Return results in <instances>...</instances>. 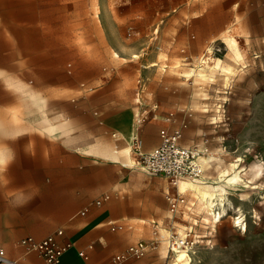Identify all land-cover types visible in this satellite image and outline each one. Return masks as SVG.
Listing matches in <instances>:
<instances>
[{
	"label": "rangeland",
	"instance_id": "obj_1",
	"mask_svg": "<svg viewBox=\"0 0 264 264\" xmlns=\"http://www.w3.org/2000/svg\"><path fill=\"white\" fill-rule=\"evenodd\" d=\"M230 38L239 49L236 62ZM232 62L231 71L223 69ZM216 64L210 80L197 77ZM136 116L145 121L137 126ZM182 123L179 145L214 160L204 182L237 157L250 179L259 168L254 189L245 190L249 198L239 202L229 193L235 209L216 226L187 193V214L172 218L165 194L177 188L142 171L135 155L130 135L148 151L159 143L160 128ZM17 133L39 142L41 156L0 155L7 202L0 203V247L62 228L76 243L94 241L95 264L110 258L101 259L105 250L113 254L137 240L155 244L131 263L175 264L167 233H182L196 220L195 232L211 237L187 254L191 264H264V0H0V154ZM25 159L47 166L44 204H16L20 192L5 194L7 167ZM66 165L80 166L79 180H62L71 170ZM64 186L95 193L82 204H54ZM104 190L111 192L108 202L70 220ZM237 208L245 230L234 227ZM97 214L121 217L115 222L126 226L108 230L98 244Z\"/></svg>",
	"mask_w": 264,
	"mask_h": 264
},
{
	"label": "built area",
	"instance_id": "obj_2",
	"mask_svg": "<svg viewBox=\"0 0 264 264\" xmlns=\"http://www.w3.org/2000/svg\"><path fill=\"white\" fill-rule=\"evenodd\" d=\"M156 106H153L155 109ZM172 114H169L165 121L171 120ZM137 117V126L145 121L143 117ZM184 124L169 129L160 128L158 130L159 143L148 151H142V141L138 139L137 135L133 137V144L136 147L135 155L138 162L141 164L142 171L150 176L164 177L169 181L172 186L177 187L180 179L197 180L200 171L194 165L193 160L196 157L193 151L183 148L179 145V140L182 135ZM110 196L107 193L94 202L95 206H100L104 201L109 200ZM165 198L168 204V211L172 218L176 216L185 217L187 210H185V197L182 193L166 192ZM88 212V206L79 212L84 215ZM196 220L192 221V225H186L182 234H170L168 240V251L172 253L173 248L184 249L188 254L192 253L202 242L203 239L211 237V232L207 231L205 236L195 232L197 227ZM153 226L156 228L157 224ZM121 230V225L111 227V230ZM175 233V232H174ZM207 242H210L208 239ZM155 244L154 240L147 243L144 240H139L129 245L125 250L116 253L112 256L107 264H128L130 260H138L142 258L149 246ZM18 246L24 253L35 254L38 258L42 259L45 264H59L62 256L68 252L73 244L63 239V231L57 230L55 233L46 236L41 240H35L33 237H25L19 240ZM91 248V246H88ZM78 256L87 259L84 251H79ZM0 264H20L17 260H11L6 257L2 248H0Z\"/></svg>",
	"mask_w": 264,
	"mask_h": 264
},
{
	"label": "crops",
	"instance_id": "obj_3",
	"mask_svg": "<svg viewBox=\"0 0 264 264\" xmlns=\"http://www.w3.org/2000/svg\"><path fill=\"white\" fill-rule=\"evenodd\" d=\"M154 106V105H153ZM155 106H157L155 104ZM153 109V108H152ZM155 109H153L152 111H154ZM8 131L9 128L7 129ZM21 134V133H17V134H10L8 141L13 140V144L11 145V147L8 148L7 151L1 153V156H11V157H17V158H29L32 156H41V144L39 142H37V144H32V138L29 137H18L16 135ZM11 137H14L11 139ZM18 137V138H16ZM36 147H39L38 149H36ZM25 159L24 163H18V162H14L13 164L9 165L7 167V169H9V171H7L8 174H10L8 176V182L7 185L4 186L7 191H5V194H11L14 192H20V196H13V198L15 199V201H13V203L16 204H22V205H40V204H44L46 203V192H45V181H46V177H47V166L45 164H35V163H27V160ZM2 160H0L1 162ZM65 169H71L65 172L68 174H64L62 180L65 181H77L80 179V177H76L74 174L77 172V170H79L80 166L78 165H69V166H64ZM4 187L2 186L1 188L4 189ZM64 191L61 192L59 195H57L56 197L59 198V200H55L53 201L54 204H58V205H66V204H82L84 201H86L89 197H91L92 195H94L95 191L93 190V188L91 190H88L87 188H83L81 189L80 186H64L63 187ZM107 193L109 194V196L111 197V192L109 190H104L102 191L98 197L86 202L80 209H78L75 213L72 214V216L70 217V220L77 218V217H83L85 216L91 209H98L101 208L103 206V204H105L106 202H108L110 200L104 201L100 206H95L94 202L99 199L102 194ZM6 197L4 196V194L0 195V203H7L6 201H4L3 199H5ZM88 206V212L85 213L84 215H80L79 212L81 210H83V208ZM121 217H116V218H111L110 216L107 215H102V214H97L95 221H97V223H95V234H94V239L98 240V244L101 243V241L108 239L109 238V231L111 232H117V231H121L125 228V223L123 222H115V221H119L121 220ZM156 223L158 226L157 222H152V226L153 224ZM100 225V226H99ZM106 225L108 226V229L106 228ZM115 225H121L122 229L121 230H111L112 226ZM156 226V227H157ZM154 227V226H153ZM57 230H62L63 231V239L67 240L69 242H71L73 244L72 248L70 250H68V252H66L62 258L59 264H95V257H96V249H95V243L94 241H90L84 244H79L78 242L76 243L74 240H71L70 238H68L65 234V231L62 228H57L56 230H54L52 233L47 234L45 236L42 237L43 233H36V237L35 236H31V235H26L21 237L19 240H21L22 238L25 237H33L35 240H41L43 238H45L48 235H51L53 233H55ZM39 237V238H38ZM139 241V240H137ZM136 241V242H137ZM19 242V241H18ZM135 242H132L128 245H126L124 248H122L119 251H116L115 253L112 254L111 250H105L103 255L101 256V259H106L108 257H110L106 262L102 263V264H107L112 256H114L116 253L121 252L123 250H125L129 245L133 244ZM88 246H91V248H88ZM124 246V244H123ZM19 247V246H18ZM15 247L12 248L11 246H9V244H7V246H5V249L2 248L6 254V257L11 259V260H17L20 264H45V262L38 258L35 254L30 253V254H26L23 252V250L19 247ZM79 251H84L85 254L87 255V259H83L81 257L78 256V252ZM112 254V255H111ZM132 260L129 261L128 264H135V263H131Z\"/></svg>",
	"mask_w": 264,
	"mask_h": 264
},
{
	"label": "bare ground",
	"instance_id": "obj_4",
	"mask_svg": "<svg viewBox=\"0 0 264 264\" xmlns=\"http://www.w3.org/2000/svg\"><path fill=\"white\" fill-rule=\"evenodd\" d=\"M227 44L230 50L232 51L234 57L233 61L236 62L240 60L238 59L240 58V54L236 40L234 38L232 39L230 38L227 41ZM207 50L209 51V48H207ZM200 60L202 61V58ZM233 63L234 62H232L229 67H224L223 69H225L226 71H231L230 67L234 66ZM202 69L201 71L198 70L197 77H199L200 79L202 78V80L204 79L210 80V78L215 72L214 70L217 69V64L212 67H207L206 71L208 72V74L206 75L202 73ZM190 73L194 75V70L191 69ZM133 137H134L133 134L130 135V139H133ZM129 147L130 146L128 145V147L125 149V156L127 160L131 162L129 155ZM217 151H219L223 156L225 155L224 153H226V149L224 150V148H219ZM197 154L198 156L195 157L193 163L199 169L200 171L199 177L200 180L203 181L180 179L177 183L176 188L178 190V193H182V194L187 193L189 195H192L196 199L199 206L201 207L203 217L205 219H210L212 225L216 226L225 217L228 216L230 209H235L232 202L229 200L230 199L228 195L229 193H236L238 197L237 200L239 202H243L249 198L245 190L248 188L254 189L253 186L254 184L252 183V179L256 177L259 168L255 169L254 172H251V179H250L248 176V167L242 164L244 161L241 157H237L234 158L231 162H229L227 166L224 165L225 167L223 169L218 171V174L214 178L215 181L204 182V179H206V176L208 175L209 171L213 166L214 160L199 155V152H197ZM215 161H219V159H215ZM201 173L204 174L202 175ZM236 211L237 214L235 217H233L234 227H240L241 229L245 230L246 227L244 222L245 221L244 213L241 211L240 208H237ZM159 233L161 236H166V230L159 229ZM169 237H170V233H167V237L165 238V243H167L166 244L167 247H168L167 239ZM187 254L188 253L184 249L173 248L172 255H175L174 263L191 264L192 259L189 255L187 256Z\"/></svg>",
	"mask_w": 264,
	"mask_h": 264
}]
</instances>
